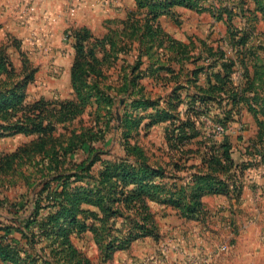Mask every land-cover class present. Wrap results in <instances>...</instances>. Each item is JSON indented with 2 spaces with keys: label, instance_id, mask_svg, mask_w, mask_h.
Wrapping results in <instances>:
<instances>
[{
  "label": "trees",
  "instance_id": "1",
  "mask_svg": "<svg viewBox=\"0 0 264 264\" xmlns=\"http://www.w3.org/2000/svg\"><path fill=\"white\" fill-rule=\"evenodd\" d=\"M134 1L136 9L104 38H95L85 27L66 31L75 50L71 67L73 100L41 98L27 103V88L35 79L36 69L25 64L19 72L6 46H0V137L35 136L29 144L3 155L0 171L15 173L26 162H34L39 169L47 163L48 170L35 183L38 191L30 198L32 208L24 224L20 216L9 219L10 225L0 222V264H60L61 258V264H92L74 244L73 235L91 231L108 259L139 239L160 237L151 201L199 221L208 214L205 195L240 198L244 187L241 176L252 164L235 161L229 138L235 117L249 110L258 118V141L264 142V96L259 92L248 95L264 84V65L252 60L254 76L248 68L252 57L264 49V31L258 29L260 20H264V0ZM177 5L209 12L215 20L225 22L227 33L220 39L229 41V49L208 48L203 43L196 53L193 42H182L167 33L159 18L174 16ZM251 39L261 43L249 47ZM134 48V60L123 61L119 68L121 55L133 53ZM112 65L118 73L113 85L115 95L106 94L99 84L109 78L107 72ZM237 67L240 75L235 80ZM202 76L204 84L200 83ZM147 77L171 91L153 99L142 83ZM103 105L108 108L104 130L97 122L77 140L74 136L62 138L66 133L58 126L77 119L90 106L98 114ZM148 109L154 113L146 117L140 113ZM113 110L119 113L114 115ZM119 114L125 154L102 159L100 150L91 146L98 134L103 138L112 129ZM146 118L149 121L142 127ZM161 122H168L165 139L176 159L152 163L139 138L135 142L131 139L139 136L141 129L148 131ZM217 126L226 132L216 135ZM87 143L89 158L78 162L69 158ZM260 155L264 163V153ZM38 156L41 160L36 162ZM196 159L199 162L193 163ZM97 163L102 166L94 175ZM89 180L93 182L91 189L83 185ZM43 209L49 210L42 216ZM120 220L125 222L124 229L117 225ZM37 236L55 245L48 255L43 253L44 247L41 253L37 250ZM23 238L27 240L22 242Z\"/></svg>",
  "mask_w": 264,
  "mask_h": 264
},
{
  "label": "rangeland",
  "instance_id": "2",
  "mask_svg": "<svg viewBox=\"0 0 264 264\" xmlns=\"http://www.w3.org/2000/svg\"><path fill=\"white\" fill-rule=\"evenodd\" d=\"M94 1L97 2L95 3L98 6L96 11H100V15L90 16L85 13V18L89 20L96 33L101 31V26H107L110 23L113 19L111 17L118 16L123 11L136 9L134 0ZM201 15L195 12L184 13L182 23L174 24L177 27V33L182 37H187L191 33L205 36L210 31L209 25L212 22L210 17ZM214 26L215 38L219 37V34H225L226 26L223 23H216ZM48 43L47 40L38 42L37 39H6L4 42L6 52L19 72L23 70L25 64L36 69L35 79L27 88V103H33L41 98L48 101L69 99L74 93L70 81V68L75 56L73 40L63 39L62 43L55 46L52 44L49 46ZM133 60L131 51L121 55L117 66L120 68L123 61ZM111 67L109 72L106 71L109 78L102 79L99 84L106 94L115 95L113 85L118 78V73L115 72L114 65ZM146 84L152 88L150 81ZM107 109L103 105L97 114L90 106L77 119L58 126L59 131L66 133V136L62 138L74 136V140H77L86 129L99 123L104 130L103 123L107 120L105 116ZM113 112L114 115L119 113L118 110ZM121 119L122 114H119L117 120L111 124L112 129L104 135V139L98 134V127L94 130L96 135L98 134V139L91 147L100 150L98 154L102 159H114L125 154L123 129H119ZM242 130V127L238 126L233 135L236 137L242 135ZM34 138L33 135L25 134L0 137V158L29 144ZM136 138H139V142L145 147L152 163H165L176 159L168 149L163 127H155L148 131L141 129L139 136L133 137L131 141L135 142ZM238 145L242 144L236 142V157L240 153ZM85 146L86 148L71 154L69 158L77 162L89 158V143ZM35 160L38 162L41 157L38 156ZM46 166L47 163L42 167L39 165V169L34 162L32 164L26 162L15 173L0 171V222L10 225L9 219L20 216V223L24 224L23 219L28 217L32 208L30 198L35 191H38L35 183L38 179L42 180V177H45L44 174L48 173ZM101 166V163L94 166L92 170L94 175H97ZM250 167L251 169L246 170V175L244 172V176H241L243 181L253 180L254 166ZM250 181L251 192L248 201H240L236 195L230 198L233 202L222 197H208L205 203L208 214L205 219L199 221L186 219L178 210L157 203L154 211L160 227V237L142 238L138 242H133L129 248L116 251L108 259L91 231L73 235V242L92 264H264V183L263 179H260L259 183L255 181L250 183ZM92 183L90 184L89 180L83 185L91 189ZM47 210L49 209L41 210V215L47 213ZM117 225L125 228L123 220L118 221ZM17 235L21 238V235ZM26 240L23 238L22 242ZM36 241H40V237L37 236ZM48 242L51 244L47 243L46 239L41 240L37 250L41 253V248L44 247L43 253L48 255L55 246L51 241ZM54 258L57 259V257ZM59 261L61 264L62 258Z\"/></svg>",
  "mask_w": 264,
  "mask_h": 264
},
{
  "label": "crops",
  "instance_id": "3",
  "mask_svg": "<svg viewBox=\"0 0 264 264\" xmlns=\"http://www.w3.org/2000/svg\"><path fill=\"white\" fill-rule=\"evenodd\" d=\"M85 1V4H84ZM97 3L94 0H0V46H4V42L6 39H37L38 42L40 41H49V46L52 44L53 46L62 43L63 39H67L66 31L69 28H88L95 38H104L109 31L113 28L121 27L122 22L127 19L128 14L130 11L119 13L118 16L111 17L113 19L110 20V23L107 26H101V31L96 33L94 28L92 27L91 23L88 19H86L85 13L90 16L92 14L100 15V11H96L98 6L95 5ZM136 8V3L135 7ZM175 13L174 16L171 15H162L159 18V22L162 28L169 33L172 37L185 42L190 43L193 42L196 45V53L202 48L203 43L207 45L208 48L217 49L218 46H221L224 49H229V41L227 39L222 40L220 37L224 36L227 33V25L223 21H217L209 12H197L196 10L184 7V6H175L173 8ZM186 12H195L197 14H202L205 16L210 17L212 24L210 23L209 32L206 33L205 36H201L198 34L191 33L187 35V37L180 36L177 33V27L174 24L180 25L182 23V19L184 17V13ZM201 15V16H202ZM237 21V22H236ZM236 24H239V21L236 20ZM223 23L226 26L225 34H219V37H214V24L216 23ZM259 30L264 31V20L261 19L258 25ZM176 27V28H175ZM259 43V39H251L248 46L254 47L257 46ZM136 49L132 55L134 56L136 53ZM101 56V55H100ZM261 63L264 65V49H260L251 59L250 63L248 64V68L250 70L251 76H254L255 68L253 64ZM173 66L177 69L180 68L178 64H173ZM72 67V65H71ZM233 75L235 80L239 79L240 71L238 70ZM70 81H71V68H70ZM150 81V85L152 88L147 86L146 82ZM143 85L146 87V90L151 95L153 99L158 98L161 95H166L171 91L170 87H163L162 84H158L155 79L147 77L142 80ZM200 83H205V77L202 76ZM260 86H257L256 89L252 92H249L248 95H255L256 92H259L261 95L264 96V84L260 83ZM72 86V81H71ZM73 89V86H72ZM157 89V90H156ZM74 92V90H73ZM75 93L72 94V97L69 99H75ZM145 117L151 113H154L153 109H148L147 111H142ZM149 119H144L142 123V127L145 123H147ZM168 122H161L157 123L151 127V129L155 127H163L166 135V127ZM242 127V135H233V132L237 130V127ZM259 122L258 118L249 110H244L241 116H236L235 121L231 124L230 130V142L232 144V151H233V158L237 163H246L250 164L254 161L255 165L251 163L253 167V174L252 181L258 182L260 179H263L264 183V163L261 162V155L259 156L260 152L264 153V142H259ZM166 140V139H165ZM236 142L241 143L242 145H238L240 148V153L236 157L235 151L236 149ZM167 144V143H166ZM168 146V145H167ZM193 147V145L191 146ZM169 149V147H168ZM170 151V149H169ZM171 155L176 156L175 153L172 151ZM193 163L199 162L198 159L192 161ZM250 162V163H249ZM251 169L247 168L246 170ZM246 170L245 175H246ZM244 176V173H243ZM250 181V180H249ZM248 180L243 181V190L240 196V201L247 200L250 197L251 187L249 185ZM250 181V183H252ZM264 186V184H263ZM264 189V187H263ZM208 197H215V198H225L230 202H233L230 197L225 195H217V194H209L203 197L204 203H206V199ZM150 206L152 211L154 212L155 216L156 213L154 211V207L157 206V202L151 201ZM170 207V206H167ZM172 208V207H170ZM157 220V218H156ZM158 222V221H157ZM149 239V237H147ZM146 239V238H143ZM142 240V239H139ZM137 240V242L139 241Z\"/></svg>",
  "mask_w": 264,
  "mask_h": 264
},
{
  "label": "built area",
  "instance_id": "4",
  "mask_svg": "<svg viewBox=\"0 0 264 264\" xmlns=\"http://www.w3.org/2000/svg\"><path fill=\"white\" fill-rule=\"evenodd\" d=\"M215 134L216 135H222V134H224L226 131H225V129L222 127V126H217L216 128H215ZM224 247H226V246H224ZM223 247V248H224Z\"/></svg>",
  "mask_w": 264,
  "mask_h": 264
}]
</instances>
